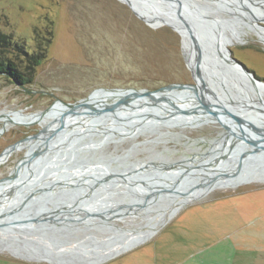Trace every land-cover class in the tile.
<instances>
[{
	"label": "water",
	"instance_id": "1",
	"mask_svg": "<svg viewBox=\"0 0 264 264\" xmlns=\"http://www.w3.org/2000/svg\"><path fill=\"white\" fill-rule=\"evenodd\" d=\"M136 1L156 16L171 19L173 23L167 26L179 34L180 30L187 33L193 62L185 51L184 55L194 82L170 83L153 90L99 87L77 102L58 99L56 102L65 107L47 138H39L41 133L22 138L0 153L1 160L12 156L22 141L36 145L8 176L0 179V249L31 259L34 254L45 255L65 264H91V260L103 263L140 244L143 236H153L180 208L212 193L218 177L257 174L255 169H247L248 162L264 166L262 126L250 118L245 126L241 115L225 107L223 99L216 102L214 94L224 84L233 86L222 75L226 67L251 78L255 87L257 83L264 85L232 56L229 47L224 52L221 48L226 33L239 24L246 20L264 22L251 7L262 9L263 5L257 0ZM182 43L184 50L183 37ZM215 49L220 50L223 63L217 60ZM216 103L223 107L216 109ZM257 108L264 112L263 106ZM78 114L86 115L87 132H101V144L115 136L135 137L161 125H175L191 116L216 119L224 128V136L211 141L208 151L201 154V159L209 156L212 161L196 165L192 163L197 156L178 161L161 157L130 160L127 152L101 159L94 168L93 164L56 167L55 157L64 155L75 160L86 147L79 145L82 138L76 136L82 131L72 132L69 138H54L64 134L66 117ZM216 142L220 150L215 154L211 144ZM227 148L229 156L234 157L232 162L211 167L209 164L219 158L217 154ZM50 153L54 156H48ZM190 195L195 197L183 200ZM136 218L145 223L129 227L117 224ZM19 243L26 248L27 256L19 253ZM39 243L60 253L39 252L34 249Z\"/></svg>",
	"mask_w": 264,
	"mask_h": 264
},
{
	"label": "rangeland",
	"instance_id": "2",
	"mask_svg": "<svg viewBox=\"0 0 264 264\" xmlns=\"http://www.w3.org/2000/svg\"><path fill=\"white\" fill-rule=\"evenodd\" d=\"M136 3L133 0H0V30L24 43L30 51L39 50V45L46 47V57L36 67L31 82L18 85L0 74V153L22 138L49 130L50 125L25 117L41 113L58 99L77 102L99 87L153 90L170 83L194 82L184 55L183 33L179 34L167 26L171 22L153 18ZM259 23L264 25L262 21ZM222 42L225 49L229 47L232 56L252 71L257 79L264 80V43L255 33L241 23L236 30L226 33ZM228 69L226 67V73ZM228 74L226 76L233 86L224 84L216 88L214 94L240 107L252 102L254 106L259 104L264 107L262 83H257L258 87H255L249 77L247 80L233 76L231 71ZM229 87L234 94L229 93ZM55 110L63 108L59 106ZM256 112L263 111L257 108ZM49 116L53 119L54 115ZM192 118L190 123L161 125L135 137L108 138L102 144L104 138H101V132H81L76 135L82 138L79 145H92L84 147L75 160L64 155L61 159L55 157V166L101 164V159L127 152H130V160L161 157L178 161L197 156L198 162L201 154L208 151L209 143L224 136V128L213 118ZM248 118L264 126L251 114ZM248 118L244 119L245 123L249 122ZM235 123L238 124L237 121ZM67 135L58 138H69ZM35 146L30 142L24 144L0 164V179L8 176L17 162ZM48 156H54V153ZM196 161L192 164L196 165ZM186 162L189 163V160ZM246 167L264 174L262 165L248 162ZM216 198L224 199L222 206L213 211L206 209L209 204H198ZM249 221L262 228L260 231L255 230L257 226H250L247 232L250 239H245L246 243L261 247L260 244H264V182L249 181L234 188H214L206 197L184 206L155 235L98 264H133L142 257H151L152 264H165L161 262V257L175 260L179 252L178 244L186 242L181 241L180 227L183 226L185 232L193 231L196 243L206 246L216 236ZM144 223L141 218L117 222L126 227ZM232 240L237 242L235 236ZM18 246L19 253L27 256L23 244ZM34 249L60 253L42 243L35 244ZM0 264L65 263L35 257L31 259L1 248Z\"/></svg>",
	"mask_w": 264,
	"mask_h": 264
},
{
	"label": "bare ground",
	"instance_id": "3",
	"mask_svg": "<svg viewBox=\"0 0 264 264\" xmlns=\"http://www.w3.org/2000/svg\"><path fill=\"white\" fill-rule=\"evenodd\" d=\"M133 1H136V0H133ZM257 1H259L260 3H261V5H263L262 6V9L260 8H258V7H256V6H251V7H253V9H255V10H257L256 12L258 13V15L261 17V16H263V17H261V19H264V0H257ZM137 2V1H136ZM138 6H140L141 7V5L139 4V3H136ZM139 10H141L140 8H138ZM144 9V8H143ZM145 10V9H144ZM146 12H148V13H150V14H152L151 16L153 17V18H157V19H163V20H167V21H169V22H171V23H173V21L171 20V19H169V18H167V16H165V15H162L163 17L161 18V17H159V16H156L155 14H153L152 12H149V11H147V10H145ZM251 32H253V33H255L257 36H258V38L260 39V41L261 42H263L264 43V25H260V23L258 22L257 24L256 23H254V22H249V21H245V23H243ZM240 25V24H239ZM238 25V26H239ZM238 26H237V28H238ZM236 28V29H237ZM235 29V30H236ZM181 32L183 33V35H184V39H185V41H184V51H185V53L187 54V56H188V58L190 59V61L191 62H193L192 61V57H194L193 55H194V52H193V50L190 48V42H189V39H188V36H187V33L186 32H184V31H182L181 30ZM221 48H222V51L224 52L225 50H227V48L225 49V47H224V44H223V42H221ZM215 52H216V58H217V60L220 62V63H223V61L221 60V55H220V50L217 52V49H215ZM229 70V69H228ZM238 70V69H237ZM226 71V70H225ZM229 71H231V69L229 70ZM229 71H227V72H229ZM227 74V73H226ZM226 74H222L226 79H228V77L226 76ZM231 75H233V76H235V75H238V76H240V77H242V78H245V79H247L248 80V78L243 74V73H241V72H239V70L237 71V72H235V71H233V73H232V71H231ZM227 81V80H226ZM228 82V81H227ZM230 88V87H229ZM230 92L229 93H233L234 94V92H233V90H232V88H230V90H229ZM229 93H228V95H229ZM191 99H193V97L192 96H189ZM216 97L218 98V100H216V102H219V96L216 94ZM249 97V96H248ZM97 98H99V97H97ZM106 98V97H105ZM249 100L251 101V98L249 97ZM57 103V102H56ZM182 106H184L185 105V103L183 104H181ZM224 105H225V107H227V108H229L230 110H234V111H236V112H238L239 113V115H241V117L243 118V119H246V118H248L249 117V114H251L252 116H254V118L259 122V123H261L262 125H264V112H256V110H257V106H262V105H256L255 104V106H254V104H253V102L252 103H250V104H248V103H246L244 106H239V105H237V104H235L234 102H228V101H226V100H224ZM59 106H61L62 108H64L65 106L63 105V104H61L60 102H58L57 104H55L54 103V106L52 107V108H50V109H47L46 111H41V113H31V114H28L25 118L26 119H31V118H33L35 121H37V122H41L42 124H45V125H50V127H49V130H44V131H42V133H41V135L39 136V137H43V138H47L46 137V135L48 134V133H50L51 132V129L52 128H54V127H56V125H57V122H58V118H59V116H60V114H61V112L63 111V110H55L57 107H59ZM186 106V105H185ZM223 106L222 105H219V104H217L216 103V105H215V108L216 109H221ZM54 112H56V113H54ZM57 113H60L59 115L57 114ZM49 115H54L53 116V119H51V116H49ZM260 115V116H259ZM193 116H191V117H189V118H186L185 119V121L184 122H188V123H190V121H193L192 118ZM192 118V119H191ZM203 119H206V118H208V117H202ZM202 118H200V119H202ZM224 119H226L228 122H230V123H233V120L232 121H230L228 118H227V116H224L223 117ZM48 121H50V123H47ZM66 127H65V131H64V135H62V136H60V137H64L65 135H67V134H71L72 132H74V131H82V132H87L88 130V127H89V124L87 123L88 122V119L86 118V115H84V114H78V115H76V116H74V115H70V116H68V117H66ZM248 123L249 122H247V123H245V126H248ZM72 125V126H71ZM71 128H70V127ZM69 130H71L70 132H69ZM223 134V133H222ZM69 135H67V136H69ZM223 137V136H222ZM54 138H58V137H54ZM26 143H28V142H26V141H22V142H20L19 144H18V149L19 148H21L24 144H26ZM90 145H92V144H90ZM218 145H220V143L219 142H216V143H212L211 144V147H213V148H215L214 149V153L216 154V151H218V150H220V148L218 149ZM59 146H60V144H59ZM229 146V145H228ZM28 152H31V151H28ZM229 154H230V152L228 151V148H227V150L224 152V151H220L219 152V154H217L218 155V160H221L222 161V163L221 164H219L218 165V160H215V162L213 163V162H211L209 165H211V167L212 166H220V167H224L225 165H227L228 163H230V162H232V160H233V156H229ZM8 158H2L1 160H0V164H2V163H4L6 160H7ZM212 161V159L211 158H209V156L208 157H203L200 161H198V162H206V161ZM196 161V160H195ZM208 161V162H209ZM197 162V161H196ZM244 162H246V161H244ZM95 164H93L91 167H95L94 166ZM99 166V165H98ZM101 166V165H100ZM233 166H237V164L234 162L233 163ZM215 167H214V169H215ZM14 168L15 167H13V169H12V171L14 170ZM11 171V172H12ZM219 179H218V181H217V183H216V185H215V188H217V189H228V188H234V187H237V186H239V185H241V184H243V183H245V182H264V174L263 173H257V174H242V175H239L238 177H224V176H220V177H218ZM202 179H204V178H202ZM195 197V195H190V196H188L187 198H184L183 200L184 201H188L189 199H193ZM181 203H179L178 205H180ZM179 207V206H178ZM183 208V207H182ZM182 208H180V210L182 209ZM179 210V211H180ZM178 214V212L175 214V215H177ZM174 215V216H175ZM173 216V217H174ZM172 217V218H173ZM171 218V219H172ZM127 220V219H126ZM155 235V234H154ZM149 237H147V236H143L142 237V242L144 241V240H146V239H148ZM136 239L137 240H140V239H138V237H136ZM141 242V243H142ZM139 245V244H138ZM135 247V246H134ZM2 249L4 248V247H1ZM130 249V248H129ZM118 251H120L119 249H117L116 250V252H118ZM126 251H128V250H126ZM116 254V253H115ZM31 257H35V258H37V259H39V260H45V261H49V262H54V263H63V262H57V261H55L54 259H52L51 257H48V256H45V255H38V254H34V256L32 255ZM89 261V260H88ZM98 263H100V262H96V260H91V264H98ZM81 264H85V263H81Z\"/></svg>",
	"mask_w": 264,
	"mask_h": 264
},
{
	"label": "crops",
	"instance_id": "4",
	"mask_svg": "<svg viewBox=\"0 0 264 264\" xmlns=\"http://www.w3.org/2000/svg\"><path fill=\"white\" fill-rule=\"evenodd\" d=\"M224 198H216L205 201L203 205H208L206 209L213 211L217 206H222ZM213 203V205H212ZM240 224L226 232L223 235L216 236L217 238L208 243L206 246H201L196 243V236L193 231L185 232L183 226L180 227L181 241L184 243L178 244V254L175 260L170 261L167 258L161 257V262L165 264H264V244L261 247L248 246L245 239H250L247 232L250 231V226H257L255 230L261 231V226L250 223ZM237 238V242L232 240V237ZM244 236V237H243ZM177 245V246H178ZM151 257H142L136 259V264H152Z\"/></svg>",
	"mask_w": 264,
	"mask_h": 264
},
{
	"label": "trees",
	"instance_id": "5",
	"mask_svg": "<svg viewBox=\"0 0 264 264\" xmlns=\"http://www.w3.org/2000/svg\"><path fill=\"white\" fill-rule=\"evenodd\" d=\"M30 51L24 43L0 30V74L24 86L32 81L36 67L46 57V47Z\"/></svg>",
	"mask_w": 264,
	"mask_h": 264
},
{
	"label": "flooded vegetation",
	"instance_id": "6",
	"mask_svg": "<svg viewBox=\"0 0 264 264\" xmlns=\"http://www.w3.org/2000/svg\"><path fill=\"white\" fill-rule=\"evenodd\" d=\"M261 81H263V82H264V80H262V79H261ZM84 146H85V145H84ZM89 146H90V145H86V147H89ZM83 149H84V148H83ZM26 151H27V150H26Z\"/></svg>",
	"mask_w": 264,
	"mask_h": 264
}]
</instances>
